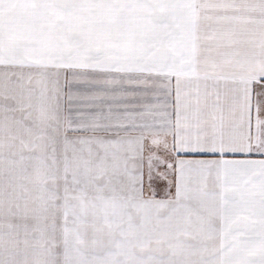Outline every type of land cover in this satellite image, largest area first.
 <instances>
[{
  "label": "crops",
  "instance_id": "1",
  "mask_svg": "<svg viewBox=\"0 0 264 264\" xmlns=\"http://www.w3.org/2000/svg\"><path fill=\"white\" fill-rule=\"evenodd\" d=\"M96 8L97 27L111 30L96 56L43 60L42 12L62 10L0 0V264H23L27 158L39 188L47 172L45 187L64 194L65 206L70 197L113 223L117 252L264 251V157L230 158L242 163L223 170V183L213 172L205 188L214 197L211 227L198 218L208 216L200 203L190 213L174 188L157 186L173 187L162 165L177 133L211 136L223 125L226 143L242 151L264 143V0H97ZM68 62L174 81L171 122L160 133L147 117L129 128L66 131L67 106L43 74ZM221 210L239 222L222 227Z\"/></svg>",
  "mask_w": 264,
  "mask_h": 264
},
{
  "label": "snow or ice",
  "instance_id": "2",
  "mask_svg": "<svg viewBox=\"0 0 264 264\" xmlns=\"http://www.w3.org/2000/svg\"><path fill=\"white\" fill-rule=\"evenodd\" d=\"M76 3L77 0H67ZM88 3L90 0H80ZM75 19V12L65 13ZM46 89H51L57 99L67 106L66 131L83 132L90 128H129L137 118H153L158 123H170L168 109L178 106L179 91L172 88L174 81L159 78V74H148L143 69L122 71L92 66L88 63H63L44 73ZM121 79H116V76ZM176 97L173 100V97ZM136 127L145 126L135 124ZM255 154L264 157V143L249 144L242 151L223 136L220 131L209 136L207 133L192 131L180 139L179 133L173 136L171 159L165 161L162 168L171 169L172 186L168 181L157 184L173 193L175 202L191 213L192 202H198L207 217H198L208 226H212L214 197L205 188L209 178L216 172L217 179L223 183L226 176L223 170L228 165L242 161L230 159L237 156ZM151 183V181H150ZM184 201V204L180 202ZM222 227L231 228L240 217L226 214L223 210L215 216Z\"/></svg>",
  "mask_w": 264,
  "mask_h": 264
},
{
  "label": "rangeland",
  "instance_id": "3",
  "mask_svg": "<svg viewBox=\"0 0 264 264\" xmlns=\"http://www.w3.org/2000/svg\"><path fill=\"white\" fill-rule=\"evenodd\" d=\"M96 4L97 0L88 3L77 0L74 4L67 0H43V9L62 10L42 12L43 60L53 59L57 54L97 55L99 38L108 39L111 30L97 27ZM68 9L74 10L75 19L65 15ZM127 31L122 30L123 40ZM155 128L160 133L163 124L158 123ZM31 160L27 158L25 254L24 260L20 259L23 264H264V251L117 252L115 249L120 247L113 244V223L100 221L94 207L75 204L70 197L69 205L65 206L64 194L60 198L57 190L45 187L47 172H43L39 188L41 183H36L33 172L29 171L33 170ZM81 208L86 211H80Z\"/></svg>",
  "mask_w": 264,
  "mask_h": 264
}]
</instances>
